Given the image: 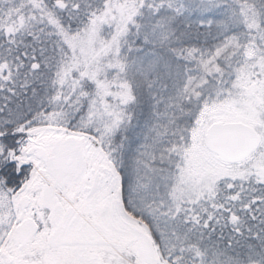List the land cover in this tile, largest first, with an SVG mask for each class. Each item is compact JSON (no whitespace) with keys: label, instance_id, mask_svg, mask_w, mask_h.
<instances>
[{"label":"snow or ice","instance_id":"1","mask_svg":"<svg viewBox=\"0 0 264 264\" xmlns=\"http://www.w3.org/2000/svg\"><path fill=\"white\" fill-rule=\"evenodd\" d=\"M0 264H264V0H0Z\"/></svg>","mask_w":264,"mask_h":264}]
</instances>
